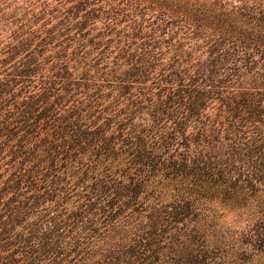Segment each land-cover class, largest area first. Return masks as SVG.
Instances as JSON below:
<instances>
[{"label": "trees", "instance_id": "obj_1", "mask_svg": "<svg viewBox=\"0 0 264 264\" xmlns=\"http://www.w3.org/2000/svg\"><path fill=\"white\" fill-rule=\"evenodd\" d=\"M0 264H264V0H0Z\"/></svg>", "mask_w": 264, "mask_h": 264}]
</instances>
